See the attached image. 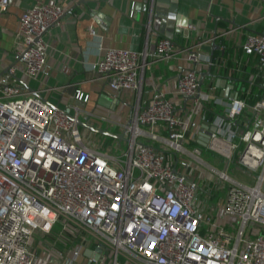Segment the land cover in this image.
<instances>
[{
    "label": "built area",
    "instance_id": "built-area-1",
    "mask_svg": "<svg viewBox=\"0 0 264 264\" xmlns=\"http://www.w3.org/2000/svg\"><path fill=\"white\" fill-rule=\"evenodd\" d=\"M9 1L0 0V16ZM63 11L58 2L40 1L20 13L15 57L27 76L45 65L44 34ZM89 30L95 33L92 25ZM201 43L187 47L193 66L177 77L187 113L156 88L118 122L123 140L93 138L77 115L15 82L12 66L0 75V264H40L30 239L59 223H70L76 240L62 264H77L85 248H101L98 258L85 255L86 264L107 258L111 264H264V88L252 103L216 94L214 78L197 65L218 60L194 49ZM173 47L164 35L153 51L108 46L92 68L114 92L133 90L139 99L144 69L171 57ZM242 48L264 69V32H247ZM210 101L221 108L211 119L204 110ZM246 108L249 115L240 119ZM203 146L221 156L224 169L203 159ZM229 163L252 182L227 173ZM210 181L227 183L219 208L226 222L202 208L200 194Z\"/></svg>",
    "mask_w": 264,
    "mask_h": 264
},
{
    "label": "crops",
    "instance_id": "crops-1",
    "mask_svg": "<svg viewBox=\"0 0 264 264\" xmlns=\"http://www.w3.org/2000/svg\"><path fill=\"white\" fill-rule=\"evenodd\" d=\"M40 1L58 2L64 11L44 34L47 43L45 65L35 76L29 77L24 72L22 61L15 57L19 46L16 35L18 17L23 9ZM147 6L148 0H10L0 16V71L12 66V79L24 88L38 92L57 107L70 110L73 115L116 133H120L118 122L127 118L133 105L137 101L141 105L148 102L156 88L172 99L182 115L187 113L188 103L177 91V77L182 70L193 66L187 47L200 41L202 43L194 49L199 48L210 55L209 38L214 30L218 33L215 40L220 46L212 55L219 64H213L211 71L233 77L234 89L240 97L247 82L241 78L242 75L249 74L247 90L255 79L264 87V69H258L255 57L244 53L242 48L247 32H264V2L178 0V12L191 22L173 32L172 56L153 60L144 69L139 99L133 90L114 92L98 78L92 68L93 63L108 46L153 51L163 34L152 31L147 24ZM90 25L95 30L94 34L89 30ZM197 67L205 70L208 66L200 61ZM253 68L258 71L252 72ZM69 85L75 88L68 91ZM77 91L88 93V99L75 98ZM215 92L223 96L220 88ZM75 105L78 110H75ZM57 235L55 227L49 233L35 231L32 235L30 245L38 253L40 264H62L63 257L70 254V248L76 241L73 238L67 246L58 244L56 255H53L55 250L52 246L36 250V244L46 240L51 243ZM58 251L62 254L59 255ZM77 264H86L85 255L78 257Z\"/></svg>",
    "mask_w": 264,
    "mask_h": 264
},
{
    "label": "water",
    "instance_id": "water-1",
    "mask_svg": "<svg viewBox=\"0 0 264 264\" xmlns=\"http://www.w3.org/2000/svg\"><path fill=\"white\" fill-rule=\"evenodd\" d=\"M146 22L152 31H156L158 33L163 34L164 36L172 38L173 32L175 30L176 31L181 30L182 27L187 26V24L190 23L191 21L190 19H185L184 17H182L181 13L178 12V0H148ZM182 30L186 31L184 28ZM217 34H218L217 31L214 30L212 35L210 36V40H211V53L209 55L210 61L213 60L212 52L215 49H218L220 46V44L215 40ZM211 68L212 65L209 64L207 69L201 71V75L203 76L207 74L209 76H212L215 80V84L220 88V91L224 97H236L238 95V91L234 89L233 77L218 72H213L211 71ZM5 70L7 71L8 69ZM4 71H0V74H2ZM74 88H75L74 86L70 87L69 85L67 87V90L70 91L71 89ZM76 120L80 126L87 127L88 129L94 132L118 139L123 138L122 134L116 133L112 130H109L108 128L96 126L88 122L85 118L78 117ZM213 129H215V127L213 125L210 126V130ZM207 140H208L207 135H204L203 133L199 134L198 142L200 144L205 145ZM100 251L101 248H96V251H93L91 248H85L84 254L85 255L92 254L95 258H98V256L100 255Z\"/></svg>",
    "mask_w": 264,
    "mask_h": 264
},
{
    "label": "rangeland",
    "instance_id": "rangeland-1",
    "mask_svg": "<svg viewBox=\"0 0 264 264\" xmlns=\"http://www.w3.org/2000/svg\"><path fill=\"white\" fill-rule=\"evenodd\" d=\"M104 126L106 127V124H104ZM111 128V127H110ZM98 133L93 132L91 134V136L94 138L95 135H97ZM104 139L106 140L105 136H103ZM194 146L193 143H188V147L192 148ZM202 152H201V156L203 157V159H205L206 161H209L211 164L215 165L217 168L220 169H224L225 168V162L222 161L221 156L216 153L215 151L209 149L208 147L203 146L202 147ZM198 166L202 169H208L206 164H198ZM227 173H229L232 176L237 177L240 180H244L247 182H252V178L250 175H246L245 173L240 172L239 170L235 169L233 167L232 163H229L228 167H227ZM211 176H215L214 173H210ZM208 177H211L209 175H207ZM213 184V187L208 186L209 184H205L203 187V192H201L200 196L202 198H205V201L203 200L202 202V208L205 211H211L214 215V217L217 220H220L222 211L220 207L222 202V198L224 196V188L226 186V181H220V182H215L216 184L213 183V181H210ZM205 191H209L210 193L207 195V197H205ZM223 217V221L225 220V217L222 215ZM228 217V216H227ZM231 219V217H229ZM221 221V222H223ZM226 222V221H224ZM55 231L58 233L57 236H55L54 238H52L54 241L53 242H48L46 241H42L41 243L36 244V250L39 251L42 248H46V246L53 248L55 251L53 252V255H56V246L59 245H68V243L70 242V223L67 224L66 228H61L60 223L56 224L55 226ZM227 228L228 229H232L233 227L229 224H227ZM74 231V230H73ZM76 231V230H75ZM74 231V232H75ZM56 243V245H54ZM38 254V253H36ZM52 257V256H51ZM51 259H55V258H51ZM97 264H111L110 263V259L107 258L106 260H104L103 262H99Z\"/></svg>",
    "mask_w": 264,
    "mask_h": 264
},
{
    "label": "trees",
    "instance_id": "trees-1",
    "mask_svg": "<svg viewBox=\"0 0 264 264\" xmlns=\"http://www.w3.org/2000/svg\"><path fill=\"white\" fill-rule=\"evenodd\" d=\"M257 71H258L257 68H253L252 69V72L256 73ZM248 76H249V74L242 75V77H241L243 80H245V81L247 80V82H245L244 90H243L241 96L245 97L246 101L248 103H252L256 99H258L260 97L261 92L263 91L264 87L262 88L259 80L255 79V81H253V84H251V86H250L249 92H247L246 91L247 87L245 88V86L246 85L248 86L249 84H247V83L250 82V79H249ZM204 110H205L206 116L211 119L214 116L215 113L221 111V108H220L219 105H217V104H215V103L210 101V102H205L204 103ZM246 115H249L248 108L244 109L240 119H243ZM105 138H106L107 141H109L112 137L105 135ZM208 184H209L208 186L213 187V184L211 182L208 183Z\"/></svg>",
    "mask_w": 264,
    "mask_h": 264
}]
</instances>
